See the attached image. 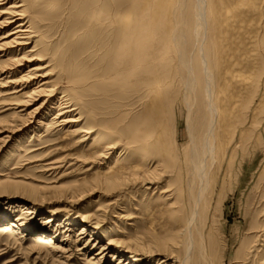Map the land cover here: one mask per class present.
Returning a JSON list of instances; mask_svg holds the SVG:
<instances>
[{
    "label": "rangeland",
    "instance_id": "1",
    "mask_svg": "<svg viewBox=\"0 0 264 264\" xmlns=\"http://www.w3.org/2000/svg\"><path fill=\"white\" fill-rule=\"evenodd\" d=\"M182 2L184 6L180 10L177 9L175 14V26L178 27L180 25L179 13L184 11L186 6L190 10L192 8L191 0H181ZM132 4H135V0H39V6L34 17V28L39 36L36 42L41 44L44 51H52L58 58L65 61V64L60 66L63 73H67L73 67L76 72H80L82 69L83 77L90 81L87 86L80 88H69L66 81L62 82L63 89L68 92L73 101L72 104L78 105L79 111L82 109L80 112L88 111L90 114L87 112L81 114L87 115L93 120V128L113 134L115 139L119 141L118 151L125 152L123 158L119 159L120 161H115V157L118 156L117 151L110 155L107 161L96 163L99 166H96L89 159L85 161L86 164L84 165V163L74 162L73 156H76L75 158L86 157L95 149L86 150L80 145L78 146L77 137L68 136L66 131L52 130L46 132L44 129H41L39 133L41 137L31 139L32 132L29 131L28 135L24 134L16 138L14 142H10L0 152V171H3L8 179L17 180L37 190V192L31 193L0 188L1 218H8L12 221H16L19 217L28 219L27 224L32 229L36 228L44 232L49 230L55 233L59 238L54 240L55 244L65 249L68 248L66 245L68 242H72L80 236L79 233L84 224L83 243L90 239L87 248L78 252L76 251L77 248L73 247L69 260L65 258L69 255L56 254V257L61 260H59L61 264H87L89 261L95 264H120L118 263L119 260L122 262L121 264H131L130 261H126L125 258L116 253L118 249L125 254H130L137 264H162V262L163 264H178L180 260L185 258L184 250L179 243L180 240L173 239L183 232V226L188 215L187 210H189L187 191L179 194L178 197V187L183 182H181L182 180L175 181L176 173L186 174L188 147L190 145L185 124L186 114L185 110L181 108L185 103L183 95L173 97L171 100L175 112L170 114L173 120L172 122L170 119L172 123L170 128L172 134L176 135H174L175 139L170 148H174L177 156L172 160L173 162H169L172 165L168 163V166L167 164L165 166L160 162L162 158L156 155L154 150L148 153L142 147H137L132 151L137 156H130L131 152L128 151L125 142L126 134L121 130L134 115L141 116L143 114V104L146 102L144 88L139 93H133L129 90H122L120 85L113 81L100 83L92 80L102 68H109L113 63L119 44L116 38L117 33L122 28L124 31L128 23L135 22V17L132 14V10L135 8L132 7ZM158 5L167 8L168 17L177 4L176 0H139L136 5L141 13L139 17L144 18V20H138L146 22L142 30L144 35L148 36L145 43L150 51L155 50L159 40L155 38L146 15H150L151 18L153 8ZM53 6L54 10L51 12ZM260 7L264 8L262 5ZM257 21L258 19H253L252 27L256 24L255 27L258 28L259 26L260 28L251 29L250 26L243 32H246V37L243 36L246 39L244 44V39L241 37L243 33H233L232 29L218 35L213 44L214 47L211 49L213 53H216L219 76L221 77L216 83V92L223 100L224 110L227 109L225 113L233 115L236 132H233V161H230L229 158L232 148L228 147V157L223 163L224 172L227 171L224 177V180L226 179L225 186L222 189L219 186L215 187V194L209 196L204 219L199 225L202 229L197 227L198 232H193V235L197 241L199 235L197 233L203 232L202 235L208 251L211 252L215 244L218 254L227 256L223 260L224 264H229L228 259L230 258H233V264H264V147L253 149L251 146L253 140L259 135L264 142V19ZM110 22L117 25L110 28L108 27ZM189 23H191L189 30H192L194 26L193 17ZM183 26L181 24V27ZM240 34L242 35L240 36ZM249 34L252 41L249 40ZM248 40L250 43L246 44ZM246 62L249 63L250 68H245L242 72L239 67ZM234 73L237 76L238 74L245 75L253 81L259 80L256 90H254L255 87L243 90L237 81L229 80L227 75ZM152 81L154 82L155 78L149 79V82ZM250 89H253V95L250 94L252 91ZM191 96L188 95V98L191 99ZM51 104L47 107L48 110L50 107L51 109L54 108L56 99ZM55 109L47 116L50 117L54 114ZM257 114L263 121L255 133L249 134V138H252L249 142L250 145L241 150L239 141L245 138L241 139L240 134L252 124V120L257 118ZM243 118L247 119L245 128L240 127ZM0 119L2 118L0 117ZM154 134L153 140L156 135L157 137L160 136V132ZM244 135L248 139V134L244 132L243 137ZM229 138H231L230 135H226L222 144H228ZM18 140L23 142L22 149H24L23 151L19 149V152L14 154ZM147 145L150 144L146 143L145 146ZM170 148L167 150L169 155H175L173 148L171 149L173 153H171ZM64 155H70V158L65 160L61 169L50 172L43 170L44 165L49 160L50 162L55 159L58 160ZM44 162L47 163L44 164ZM229 162L231 163L229 164ZM114 163H118V166ZM110 164L111 166H109ZM154 166L158 174V176H153L155 186L145 188L142 185V180L138 178H140L142 171H147L148 168L153 169ZM109 167H113V173L122 172V177L125 180L115 190H107L102 186L94 188L95 182L104 180L100 175H103ZM136 167L138 169L144 167V170L143 168L139 170V172L141 171L139 176L133 178L129 172H132L133 168L137 169ZM94 170L98 171L97 175ZM157 177L160 179L158 180ZM168 187H172L171 190ZM175 192L177 195L174 194ZM81 195L85 196L78 201ZM16 205H24L31 209L28 210V214H21L19 212L21 208L16 207ZM180 207L181 209L184 208L183 211L178 209ZM50 216L57 217L56 222L46 223V218ZM23 219L19 222H22ZM64 219H73L76 226L68 227L69 231L62 233ZM84 219H87V227ZM58 220L61 223L57 222ZM3 224L0 222V226H4ZM92 231L100 232L99 241H93ZM174 234L175 236L172 237ZM9 235L8 233L0 234V264H24L27 259V251L36 245L34 243L35 237L29 233ZM256 235H259L260 239L255 240ZM67 238L68 241H63ZM171 239L177 243L176 248L172 241L170 242ZM101 247L104 248V253L101 256H95V252L100 253ZM133 247L135 248L133 249ZM40 255L41 258L46 256L43 252ZM91 257L94 260H90ZM99 258L101 259L98 262ZM177 259L179 260L177 261ZM220 260L222 261V259ZM28 264H33L31 258ZM35 264L43 263L37 261ZM45 264H51L50 260L48 259Z\"/></svg>",
    "mask_w": 264,
    "mask_h": 264
},
{
    "label": "bare ground",
    "instance_id": "2",
    "mask_svg": "<svg viewBox=\"0 0 264 264\" xmlns=\"http://www.w3.org/2000/svg\"><path fill=\"white\" fill-rule=\"evenodd\" d=\"M138 1L139 0H135V4H132V7L135 8L132 10L135 22L128 23L127 28L124 31L122 28L116 35L119 44L115 52L113 63H111L109 68H102L92 80H94L93 82L100 83L113 81L118 83L122 90H129L133 93H139V91L144 88L143 91L146 93V102L143 104V114L141 116L136 115L137 117L134 115L135 117L133 116L129 122L125 124L124 128L121 127L123 128L121 130L126 134L125 142L128 151L131 152L130 156H137V154L132 153L133 149L137 147H142V149L148 153L154 150L155 154L162 158L160 162L165 164V166L166 164L168 166L170 161L173 162L172 160L177 156L174 152V148H170L175 139L174 135H176L172 134L173 132H171L172 130L170 128V125H172L170 114L175 112L174 106L171 105V100L173 97L183 95L182 97H184L185 103L181 108L185 110L186 114L185 124L190 145L188 147V161L185 159L187 161V167L184 165L186 167V174L176 173V179H174L175 181L182 180L181 182H183L181 186L178 187V197L179 194L187 191L189 196V210H187L188 215L185 223L183 222V232L173 238L177 239L176 241H178V239L180 240V246L184 250L185 258L182 261L180 260L181 262L179 261L178 264H224L223 260L226 259L227 256L218 254L214 242V249L212 250L209 248L212 250L209 252L202 235L203 232L197 233L199 234L197 241L193 235V232H198L197 227H199L204 219L209 196L215 194V187L219 186V188L221 187L222 189L225 186L226 179L224 180V177L227 171L224 172L223 163L228 157V147L232 148L229 158L230 161H233V132H236L235 123L233 124V115L225 113L227 109L224 110L223 100H221L216 92V83L220 76L216 61V53H213L211 49L214 47L213 44L216 42L217 36L221 33L232 29L233 33H243L246 29H249L250 26L252 27V24L255 22H252L253 19H258V21L264 19V8L262 9L260 7V5H262V7L264 6V0H191V10L186 6L184 7V11L179 13V27L177 25L175 26V14L177 9L180 10V8L184 6L181 0H176V9L174 8L172 10L174 11L173 15L171 11L168 17L167 8L163 5L155 6L152 10L151 18L150 15H146L155 38L159 40L157 47L153 51H150L145 43L148 40V36L146 34L144 35L142 28L146 22L138 20H144V18L139 17L141 13L139 9L136 8ZM38 6L39 0H0V117L2 118L0 119V152L4 150L10 142H14L16 138L27 134L29 131L32 132L30 135L31 139H36L41 137V135H39L41 129H44L46 132L59 130L68 132V136L77 137L78 141H76L78 146L80 145V147L86 150L95 149L94 152L91 151L92 153L86 157L75 158L76 156H73L74 162L84 163L85 165V161L89 159L93 161L95 165L96 163H103L109 159L110 155L118 151L120 147L119 141L109 132L94 129V126H92L93 120L87 117V115H82L85 112H89H80L82 109L79 111V106L72 104L73 101L68 92L63 89L62 82L66 81L69 88H80L87 86L90 81L83 77L82 69L80 72H76L73 67L70 68L67 73H63L60 66L62 67L65 61L58 58L52 51H44L41 44L36 42L39 36L34 28V17ZM53 10L54 6L51 7L50 11L53 12ZM191 17L194 18V26L192 30H189L191 25L189 21ZM181 24L184 26L181 27ZM258 24L260 25V23ZM115 25L117 24L110 22L108 27L114 28ZM255 25H253L251 29L260 28L259 26L256 28ZM245 33H243V35L240 34V36L242 35L241 37H243L245 35L244 37H246ZM250 36L249 34V38ZM245 40L246 39L243 40V44ZM249 40H251V38ZM249 40L248 42L246 41V44L250 43ZM239 68L244 72L243 69L250 68V65L246 62ZM227 76L229 80L237 81L243 90L247 88L249 90V88L253 87H255L254 90H256V86L259 83V80H250L245 75L238 74L237 76V74L234 73ZM151 77L155 78L154 82H149ZM250 91V94L252 93L253 95V89H250ZM188 95H192V98L189 99ZM55 99L56 105L54 108L51 109L50 107L48 110L47 107ZM53 109H55L54 114L50 117L47 116ZM258 118H260L259 114H257V118L253 119L252 124L247 128L244 127L247 119L243 118L240 127H244L246 130L242 131L240 134L242 137L241 139L245 138L239 141L241 150H243L245 146L250 145L249 142L252 138H249V136L255 133L260 127L263 119L260 118L258 120ZM112 122H114V120H112ZM104 124L106 123L104 122ZM101 128L99 127V129ZM155 132H160V136L157 137L156 135V138L153 140ZM244 132L248 134V139H246L247 136L245 137V135L243 137ZM226 135H230V142L223 145L222 140ZM146 143L150 145L145 146ZM22 144L23 142L18 140V146H16L17 148H15L14 154L19 152V149L23 151L24 148L22 149ZM251 146L253 149L264 147L262 137L260 135L256 137L251 143ZM168 148H170V151L172 149L175 155H169L167 151ZM173 152L171 151V153ZM116 154H118V156L117 158L115 157V161H120L119 159L123 158L125 152L118 151ZM42 157L41 159H43ZM69 158L70 155H64L61 159H52L53 161L50 162L49 160L48 163L44 162V164H47L44 165L43 170L45 169L44 171L50 172L61 169L62 164ZM185 158H187L186 155ZM230 163L231 162H229V164ZM169 164L172 165V163ZM67 166L69 165L67 164ZM109 166H111V164ZM142 168L144 170V167ZM141 169L133 168V171L131 170L132 172H129V174L131 173V177L133 178L138 177L141 172H139V170ZM112 170L113 167H109L106 172L104 171L103 175H100L104 180L95 182L94 188L102 186L107 190H115V188L125 180L122 177V172L117 171L113 173L114 171ZM156 172L155 166L153 169L148 168L147 171H142L138 179L142 180V185H144L145 188H150L154 185L153 176H158ZM111 173L113 174L111 175ZM62 174L63 172L61 176ZM159 179L160 178H158V180ZM175 186L177 188V185ZM2 187L10 188L16 192H37L33 187L24 185L14 179H8L3 171H0V188ZM170 188L168 187L169 190H171ZM174 194H176V192ZM84 196H79L78 201L83 199ZM169 198H171L170 195ZM17 206L21 208L19 212L25 215L28 214V210L31 209L24 205H16V207ZM178 209H181V207ZM182 209L184 208L182 207ZM182 209L181 211H183ZM22 219L23 217H19L16 221H12L8 218L0 217V222L4 223V226H0V234L8 233L10 234L9 236H12L13 234L29 233V235L31 234L35 237L34 243L36 245L27 251V259L25 258L24 264H28L30 258L33 264L37 261L45 264L48 262V259L51 264H61V260L56 257V254L69 255L65 257L69 260L73 247L77 248L76 251L81 252L86 249L87 244H89L90 239L83 243L84 235H82V233L85 232L84 224L80 230V236H75L77 237L75 240H72V242L70 241L71 243L68 242V244H66L68 248L65 249L55 244L54 240L59 239L55 233L49 230L48 232H44L36 228L32 229L29 227V224H27L28 219H23L22 222H19ZM55 219H57V217L50 216L46 218L45 222L48 224L54 223L56 222ZM63 221L64 229L62 233L65 231L68 232V227H72L73 225L76 226L73 219H64ZM57 222L61 223L60 220ZM86 222L87 219H84L85 226L87 227ZM99 235V231H92L91 237L93 241H99ZM173 236H175V234L172 235V237ZM258 239H260V236L256 235L255 240ZM63 241H68V238ZM171 241L176 248L177 243L172 239L170 242ZM135 247H133V249ZM118 250L116 253L122 258H125L126 261H130L131 264H137L136 260H134L130 254H125L120 249ZM101 251L100 253L95 252L94 255L101 256L105 251L104 248L101 247ZM42 252L46 255L43 258H41L40 255ZM258 253L259 251L257 254ZM35 255L36 257L33 258ZM219 258L222 259V261ZM100 259L101 258L98 259V262ZM90 260H94V258L91 257ZM178 260L179 259H177V261ZM228 260L229 264H233V258ZM118 263L121 264L122 262L119 260ZM87 264L95 263L89 261Z\"/></svg>",
    "mask_w": 264,
    "mask_h": 264
}]
</instances>
